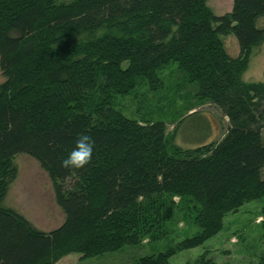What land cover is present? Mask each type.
Segmentation results:
<instances>
[{
	"label": "trees",
	"instance_id": "trees-1",
	"mask_svg": "<svg viewBox=\"0 0 264 264\" xmlns=\"http://www.w3.org/2000/svg\"><path fill=\"white\" fill-rule=\"evenodd\" d=\"M207 2L0 0V201L19 176L15 157L28 154L48 172L65 213L45 231L0 205V264H56L165 238L167 205L179 197L200 232L134 263L171 264L177 251L222 231L229 213L264 197V82L243 80L264 43V0H234L222 15ZM232 33L237 57L220 37ZM173 62L199 102L229 118L220 140L171 151L165 121L114 106L141 78L159 89ZM79 134L95 141L92 159L65 168Z\"/></svg>",
	"mask_w": 264,
	"mask_h": 264
},
{
	"label": "rangeland",
	"instance_id": "rangeland-1",
	"mask_svg": "<svg viewBox=\"0 0 264 264\" xmlns=\"http://www.w3.org/2000/svg\"><path fill=\"white\" fill-rule=\"evenodd\" d=\"M233 1L208 0L207 4L213 13L222 15L232 11ZM257 26H264V16L258 19ZM220 37L229 54L237 57L240 45L236 35ZM179 71L178 64L173 62L160 72L163 85L156 91L141 78L131 93L114 98V106L130 118L165 121L171 151L218 141L229 126V118L219 108L208 102H199L194 86L188 84ZM5 79L0 66V83ZM243 80L264 82V43L253 48ZM194 111L197 112L191 114ZM15 162L19 176L0 205L23 213L45 231L62 225L65 213L56 202L54 184L48 172L28 154H18ZM173 201L176 205H167L166 210L171 215L167 237L159 240L146 237L140 245H127L118 251L93 257L84 258L80 253H72L56 264H134L142 256L167 252L185 238L200 232V227L186 217V208L180 206V198L174 197ZM263 212L264 197L246 203L226 216L222 231L197 247L177 251L170 263L259 264L264 254Z\"/></svg>",
	"mask_w": 264,
	"mask_h": 264
},
{
	"label": "clouds",
	"instance_id": "clouds-1",
	"mask_svg": "<svg viewBox=\"0 0 264 264\" xmlns=\"http://www.w3.org/2000/svg\"><path fill=\"white\" fill-rule=\"evenodd\" d=\"M95 141L90 135L79 134L75 141V147L63 159L62 166L65 168H83L92 159Z\"/></svg>",
	"mask_w": 264,
	"mask_h": 264
},
{
	"label": "bare ground",
	"instance_id": "bare-ground-1",
	"mask_svg": "<svg viewBox=\"0 0 264 264\" xmlns=\"http://www.w3.org/2000/svg\"><path fill=\"white\" fill-rule=\"evenodd\" d=\"M224 136V135H223Z\"/></svg>",
	"mask_w": 264,
	"mask_h": 264
}]
</instances>
